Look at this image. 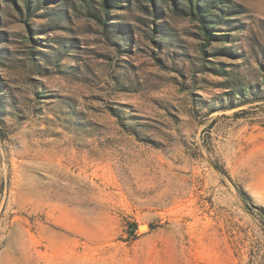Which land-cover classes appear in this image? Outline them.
<instances>
[{"label": "rangeland", "instance_id": "obj_1", "mask_svg": "<svg viewBox=\"0 0 264 264\" xmlns=\"http://www.w3.org/2000/svg\"><path fill=\"white\" fill-rule=\"evenodd\" d=\"M0 264H264V0H0Z\"/></svg>", "mask_w": 264, "mask_h": 264}, {"label": "trees", "instance_id": "obj_2", "mask_svg": "<svg viewBox=\"0 0 264 264\" xmlns=\"http://www.w3.org/2000/svg\"><path fill=\"white\" fill-rule=\"evenodd\" d=\"M203 30L205 32L206 38H209L212 34L208 32V28L207 27H203Z\"/></svg>", "mask_w": 264, "mask_h": 264}, {"label": "bare ground", "instance_id": "obj_3", "mask_svg": "<svg viewBox=\"0 0 264 264\" xmlns=\"http://www.w3.org/2000/svg\"><path fill=\"white\" fill-rule=\"evenodd\" d=\"M145 227V226H144Z\"/></svg>", "mask_w": 264, "mask_h": 264}]
</instances>
